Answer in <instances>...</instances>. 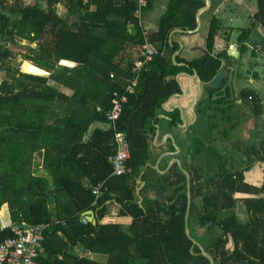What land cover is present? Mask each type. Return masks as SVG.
Segmentation results:
<instances>
[{
  "label": "trees",
  "instance_id": "obj_1",
  "mask_svg": "<svg viewBox=\"0 0 264 264\" xmlns=\"http://www.w3.org/2000/svg\"><path fill=\"white\" fill-rule=\"evenodd\" d=\"M204 4L172 0L158 27L145 33L135 15L137 0H0V241L13 234V225L59 219L44 229L38 264H211L185 230V173L177 162L162 173L150 163L159 112L172 94L181 93L178 72L196 70L212 111L227 112L237 101L213 99L215 89L207 84L223 60L231 59L226 49L215 47L218 33L232 29L217 14L205 35L206 53L192 59L177 55L183 64L173 62L179 44L170 40L171 31L195 28V12ZM256 4L249 24L238 30L240 54L248 51L252 28L264 27V0ZM145 36L159 52L141 70L135 90L126 92ZM252 46L264 59V36ZM254 77L261 74L254 71ZM187 78L183 74L181 82ZM114 91L126 93L116 127L105 115ZM250 92L243 88L241 97L248 100ZM251 100L260 112V98ZM165 113L171 126L181 123L178 108ZM225 117L232 122L231 115ZM116 129L126 132L130 149L132 170L121 174L113 173L108 160L117 147ZM253 150L260 157L256 165L219 163L210 179L199 164L201 147L194 163L184 165L191 174L190 232L199 240L191 227L203 229L208 242H199L215 264H264V140ZM137 175L143 182L138 189ZM101 181L96 198L92 189ZM110 200L121 205L117 221L84 220L87 209L101 220ZM239 204L247 213L244 221ZM75 244L108 254L107 262L74 254Z\"/></svg>",
  "mask_w": 264,
  "mask_h": 264
},
{
  "label": "crops",
  "instance_id": "obj_2",
  "mask_svg": "<svg viewBox=\"0 0 264 264\" xmlns=\"http://www.w3.org/2000/svg\"><path fill=\"white\" fill-rule=\"evenodd\" d=\"M171 1L172 0H155L153 4L147 6V8L144 9V14L142 15L143 26L147 30L151 31L158 27L161 14L166 11ZM250 1L251 0H210V4L208 7H205L204 9L197 12L203 5L200 6L195 12L197 18V26L195 28L183 30H174V28L170 33V40H173L179 44V47L172 53L173 62L183 64V62L176 61L177 55L186 59H192L206 53L205 35L209 27L210 19L214 14L221 16L223 20L228 24V26L232 28L231 30H229V33H218L215 38L216 50L226 49L228 52V48L232 43H235L237 48L239 49V43L236 40L238 33H236V35L233 34V29L236 30L234 19H242V14L244 19H246V15L248 19V16L250 14H253L257 10L256 9L254 11L252 9L248 11L246 9ZM206 2L207 1L205 0V4ZM237 8H240L241 11H239ZM254 43H256L257 45L259 44V42ZM240 55L241 54L239 49L238 57ZM229 56L231 57L230 62H227V60H223V65L227 68V74L224 76L222 83L218 87L214 88L215 92L212 98L216 99L226 96L229 101L233 98H237V101H235V105L232 107V109H235L237 108L239 103H242V101H244V99L241 97V95L243 94V88H249L251 85H261L259 84V81L264 80V65L261 64V60L263 58L258 55H254L252 52H250L249 58L247 59L248 62L243 56L241 57L242 64H244L241 67L238 66V64L240 63V59L236 63H233V56ZM254 57H256V59ZM251 66L252 68H254L251 69ZM236 68H238L239 71L241 70V68H243V70L245 71L244 72L242 70V78L244 79V82L240 81L241 78H239L238 80L237 73H235ZM231 70L233 72V78L231 81L232 89L229 86L230 80L228 79ZM254 71L259 72L261 74V77H254ZM183 74L189 75V78L186 79L185 84L181 82V76ZM176 77L181 84V93L176 92L172 94L171 97L164 102L163 109L165 112H169L174 108H178L182 121L177 126H171L169 124V121L171 120L170 115L163 111L159 112L161 120L160 122L156 123V132L152 137L151 144L152 159L150 163H154L153 165L155 168L158 166L160 169H166L169 165V162L174 156L180 159L183 166L185 164L188 165L190 163H194V154L198 152L196 151V147L200 148L199 145L197 146L198 142H202V153L201 155L197 154L199 155V164L202 166L206 161L205 151L208 146L204 141V131L201 130V128L204 126V121L207 116H209V112L211 111L210 108L205 104V99L208 97V92L205 89L204 83L196 76L195 71L192 75L187 73L186 71H181L177 73ZM227 89L228 91H230V96H227ZM248 90L251 91L249 94L251 97H248V101L250 103L249 109L254 111V116H256L257 113L258 115L264 113V105L261 106V111L257 112L254 110L253 102L251 100L253 99V96H257L262 102L264 95L262 94L259 96L255 89ZM201 107L206 110L204 113L200 112ZM231 117L238 118L237 121H241V115L239 114L231 115ZM245 123H248V125H250V123L253 122L247 120ZM169 134H171L172 137H170ZM194 134L198 138L197 142H194L195 140L193 141L191 139ZM175 143L180 148V150L177 152H175L177 150ZM172 145L174 146V149L171 148ZM253 148L254 145H252L251 147H247V150L245 151L246 156L250 158L249 161L252 160L251 157L254 154H258L253 150ZM258 162L250 164L249 166L256 165ZM40 172L43 173L44 170H41ZM159 172L162 173V171ZM142 184L143 182L141 181L140 176L137 175L135 178V187H137L138 189V187ZM120 208L121 205L119 203H117L115 200H110L107 202L106 212L101 220H99L96 211H94L93 209H87L86 211H84V214L86 219L88 220H91L90 218L93 217L96 222H111L118 220V213L120 211ZM241 213L243 212L240 211V214ZM196 228L199 231L203 230L199 226H197ZM72 252L78 256H87L98 262H107L108 260V254L89 251L82 244H75L72 247Z\"/></svg>",
  "mask_w": 264,
  "mask_h": 264
},
{
  "label": "rangeland",
  "instance_id": "obj_3",
  "mask_svg": "<svg viewBox=\"0 0 264 264\" xmlns=\"http://www.w3.org/2000/svg\"><path fill=\"white\" fill-rule=\"evenodd\" d=\"M245 1V0H244ZM256 0H251L249 5L247 6V10H256ZM239 11H241L240 8H237ZM64 6L62 4L59 5V11L62 13L64 11ZM222 20V22L225 23V25L228 26V24L223 20L221 16H219ZM236 30L233 29V34L236 35L238 33V30L240 27L248 25L249 24V16L247 19H244L242 14V19H234ZM264 36V27L261 25H258L255 28H252L251 30V36H249L250 43L248 45V51L241 54L239 57L233 56L232 61L233 63H236L240 59V63L238 64L239 67L243 66L241 61V57L243 56L246 61L248 62V58L250 55V52L252 51V44H255L254 42H261V39ZM252 40V42H251ZM26 43V42H25ZM24 49V48H22ZM25 50L19 51L17 61H19L23 57V53ZM256 59V57H254ZM264 65V59L261 60ZM251 69L252 66L250 67ZM243 68H241V72ZM238 68L235 69V73H237L238 76ZM245 72V71H244ZM1 79V75H0ZM239 80V78H238ZM241 82H244V79L241 77ZM261 85H251L248 89H255V91L258 93V95H264V80L259 81ZM206 104V102H205ZM264 105V97L263 101L261 102V106ZM250 103L248 100L242 101V103H239L237 108L235 109H228L227 112H217V111H210L209 116L204 121V126L201 128V130L204 131V141L207 144V148L205 151V157L206 161L202 165V169L205 171V178L210 179L211 175L218 171L219 169V163L226 164L228 168H232L233 166L238 165H245L249 166L250 164H254L258 162L259 160V153L254 154L250 158L246 156V150L247 147H251L254 145L255 147L260 148L261 141L264 140V113H261L256 116H254V111L249 109ZM224 113V114H221ZM239 114L241 115V121H237L238 118L231 117L230 122L225 115H235ZM247 120H249L250 125L248 123H245ZM236 121V122H235ZM191 139L194 142H197V136L194 134ZM202 148V146H200ZM181 154V153H180ZM211 154V156H210ZM201 155V154H200ZM207 155V156H206ZM204 160V158H203ZM239 210L243 213L240 214V212H237L239 219L244 221L247 218V213L245 212L243 208V204H239ZM195 225L194 228L191 227V230L193 234L196 235V237L199 239L198 241H202V243L206 244V241L208 240L204 239V237L201 236L203 233L202 231H199ZM201 238V239H200Z\"/></svg>",
  "mask_w": 264,
  "mask_h": 264
},
{
  "label": "built area",
  "instance_id": "obj_4",
  "mask_svg": "<svg viewBox=\"0 0 264 264\" xmlns=\"http://www.w3.org/2000/svg\"><path fill=\"white\" fill-rule=\"evenodd\" d=\"M84 3H91L92 0H82ZM148 4V0H137L135 15L139 17V21L143 24L144 9ZM92 6V5H91ZM147 29L145 28V33ZM140 57H137L132 65L134 75L125 87V91H134L138 84L140 72L145 68L153 55L159 52L157 46L145 36V40L138 46ZM113 73H111V76ZM116 95L111 108L105 111V115L112 121L116 127V120L122 113L123 102L126 100V93L114 91ZM115 142L117 147L115 151L108 155V160L113 167V173L121 174L131 171L128 165L130 157L129 142L124 130H115ZM104 181L94 186L92 192L96 198L101 194ZM86 220V218L84 219ZM59 219H52L46 223L32 226L13 225V234L5 237L0 241V264H38V257L43 248L44 229ZM65 223V220H62Z\"/></svg>",
  "mask_w": 264,
  "mask_h": 264
},
{
  "label": "water",
  "instance_id": "obj_5",
  "mask_svg": "<svg viewBox=\"0 0 264 264\" xmlns=\"http://www.w3.org/2000/svg\"><path fill=\"white\" fill-rule=\"evenodd\" d=\"M207 2H206V4L205 5H203L202 7H200V9L197 11V12H199L200 10H202V9H204L205 7H208L209 6V4H210V0H206ZM174 30H183V28H180V27H176ZM228 53H229V55H232V56H237L238 55V53H239V49L237 48V46H236V44L235 43H232V44H230V46H229V48H228ZM195 72H196V70H195ZM227 74V68L224 66V65H222L220 68H219V70H218V72L216 73V75H214V77L207 83L209 86H211V87H213V88H215V87H218L221 83H222V80H223V78H224V76ZM232 78H233V72H232V70L230 71V75H229V77H228V79L230 80V84H229V86H230V88L232 89ZM183 88V87H182ZM169 136L170 137H172V135L171 134H169ZM175 146H176V148H177V150L175 151V152H177V151H179L180 150V148H179V146L175 143ZM171 152V151H170ZM173 162H177L178 163V165H179V167L183 170V172L185 173V175H186V181H187V183H186V185H187V209H186V214H185V218H186V225H185V230H186V233H187V235L192 239V241L194 242V243H196V244H198L199 246H200V248H201V251H202V253H204L207 257H208V259L210 260V263L211 264H215L214 263V259H213V256L204 248V246L194 237V236H192V234H191V232H190V227H189V225H188V216H189V212H190V207H191V188H190V182H191V174H190V172H189V170L188 169H186L183 165H182V163H181V161H180V159L178 158V157H176V156H174L172 159H171V161L169 162V165L167 166V168L173 163ZM157 169H158V171H162V172H165V171H167V168L166 169H160L158 166L156 167ZM93 222H96L95 220H94V218L92 217V218H90Z\"/></svg>",
  "mask_w": 264,
  "mask_h": 264
}]
</instances>
